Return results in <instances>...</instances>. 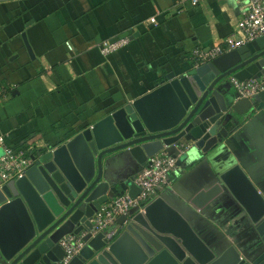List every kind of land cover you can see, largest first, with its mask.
Listing matches in <instances>:
<instances>
[{
  "label": "crops",
  "instance_id": "1",
  "mask_svg": "<svg viewBox=\"0 0 264 264\" xmlns=\"http://www.w3.org/2000/svg\"><path fill=\"white\" fill-rule=\"evenodd\" d=\"M241 6L236 0L197 5L191 0H0V137L11 148L32 141L40 149L58 147L156 88L166 73L196 66L192 51L233 35ZM121 37L129 44L109 55L101 52L104 40ZM234 37L241 42L238 34ZM231 78L222 92L238 99ZM179 159L171 187L158 194L160 203L138 211L149 207L151 224L200 261L213 259L230 244L244 257L257 256V232L226 188L201 204L194 200L234 164L264 186L262 113L232 127L230 138L207 155L191 150ZM140 170L128 153L107 156L100 168L110 185L128 181L126 192L137 191L133 176ZM119 228L116 223L109 230Z\"/></svg>",
  "mask_w": 264,
  "mask_h": 264
},
{
  "label": "water",
  "instance_id": "2",
  "mask_svg": "<svg viewBox=\"0 0 264 264\" xmlns=\"http://www.w3.org/2000/svg\"><path fill=\"white\" fill-rule=\"evenodd\" d=\"M263 74L264 35L202 65L166 73L156 88L69 141L39 149L25 175L0 189L2 264H59L65 256L60 240L85 231L87 243L69 264H264V186L240 164L224 171L219 183L201 191L194 202L201 204L226 188L257 232L260 248L255 257H244L230 244L213 259L200 261L177 238L151 224L149 207L145 213L133 208L119 217L117 231L90 232L102 204L130 185H110L103 179L100 168L107 156L128 153L142 169L159 152L178 156L183 145L184 157L191 150L207 155L230 138L232 127L258 112L264 116V92L236 99L224 95L222 85L230 77L247 81ZM139 192L137 187L129 193Z\"/></svg>",
  "mask_w": 264,
  "mask_h": 264
},
{
  "label": "built area",
  "instance_id": "3",
  "mask_svg": "<svg viewBox=\"0 0 264 264\" xmlns=\"http://www.w3.org/2000/svg\"><path fill=\"white\" fill-rule=\"evenodd\" d=\"M185 1V0H184ZM241 3V14L236 24L233 35L228 36L222 43H216L212 47H197L192 51L191 57L196 66L202 65L216 58L217 56L230 51L240 44L253 41L264 35V0H236ZM200 0H191L193 5H197ZM151 23H156L155 17L150 19ZM239 35L240 43L234 41V35ZM128 37L104 40L99 48L104 55L117 52L129 44ZM69 50L73 49L71 42H67ZM238 98H253L256 94L264 92V74L259 78L247 81H240L231 78ZM0 95L4 92L0 91ZM0 147L3 153L0 156V189L8 182L23 177L28 167L33 163L32 155L40 146L35 141L30 142L25 147L11 148L6 145L3 136L0 137ZM187 146L177 148L178 156L170 152L162 151L149 158L148 165L143 167L134 175L133 181L139 188L137 196L130 195L129 192L117 195L106 203L94 214L91 222L92 235L103 233L117 223L119 217L129 215L133 208L143 209L146 204L158 197L161 190L172 185L171 175L178 170V157L184 153ZM87 232L78 235L70 234L60 240V245L65 251V256L59 264H69L70 261L85 247L84 240ZM113 233L106 235L111 237Z\"/></svg>",
  "mask_w": 264,
  "mask_h": 264
}]
</instances>
